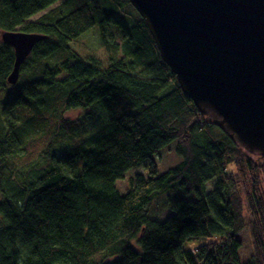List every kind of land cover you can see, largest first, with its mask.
I'll list each match as a JSON object with an SVG mask.
<instances>
[{
  "label": "trees",
  "instance_id": "1",
  "mask_svg": "<svg viewBox=\"0 0 264 264\" xmlns=\"http://www.w3.org/2000/svg\"><path fill=\"white\" fill-rule=\"evenodd\" d=\"M95 27L122 54L107 68L70 46ZM1 31L45 38L9 93L14 52L0 43V264H264V158L183 94L128 0H0ZM76 110L95 126L65 117ZM174 142L182 161L159 175L154 157ZM142 165L149 176L121 195L116 182Z\"/></svg>",
  "mask_w": 264,
  "mask_h": 264
},
{
  "label": "water",
  "instance_id": "2",
  "mask_svg": "<svg viewBox=\"0 0 264 264\" xmlns=\"http://www.w3.org/2000/svg\"><path fill=\"white\" fill-rule=\"evenodd\" d=\"M128 1L183 94L242 149L264 158V0ZM44 38L0 32L14 52L9 85Z\"/></svg>",
  "mask_w": 264,
  "mask_h": 264
},
{
  "label": "rangeland",
  "instance_id": "3",
  "mask_svg": "<svg viewBox=\"0 0 264 264\" xmlns=\"http://www.w3.org/2000/svg\"><path fill=\"white\" fill-rule=\"evenodd\" d=\"M117 17L121 18L123 20V22L128 25L131 26L134 24V18L135 17H128L127 19L121 17L119 14L116 15ZM39 16L33 17L31 19V21H35ZM111 34L115 35L116 37L113 39L115 40V43L119 46H121V38L118 36V31L114 29H111ZM72 50L76 51V53L78 52L79 55H81L82 57H95L97 58L102 66L104 68H107L110 64V56L113 55L114 58L116 59H120L122 57V54L120 52H118L117 54H111V52H109L101 43L99 35H98V28L95 27L93 29H91L90 31H88L87 33L83 34L81 37H79L78 39H76L73 43L70 44ZM44 68V65H40L39 66V70H42ZM41 71L38 73V71H36L33 74V77L35 74L40 75ZM22 83V79L18 82V85H21ZM14 86L8 87L7 88V92H12L13 91ZM1 98H0V103H1ZM86 116L87 118H85V121L87 122V130H89L90 128L94 127L96 124V121L94 120H90L89 119V115L87 111H81V110H76V111H69L66 113L65 117L68 119H81L82 117ZM66 143V142H65ZM176 148V143H172L171 145H169V147L163 149L159 155L154 157V161L157 165V171L158 174L161 175L163 173H165L168 169L176 166L177 164H179L182 159L176 154L175 151ZM244 152L246 154L251 155L250 153L246 152L244 150ZM254 155H258L259 154H254ZM144 165L140 166V167H136L133 170H130L124 177V179L119 180L116 182V188L119 191V193L121 195H125L129 189H130V178L131 176H134L136 174H141L148 177L149 176V171L147 169L144 170ZM263 177H262V182H261V186H262V194L264 195V172H263ZM214 185H215V181H211L209 184H207V191L210 192L214 189ZM243 196V195H242ZM162 199H159V202H161ZM162 210L164 211L161 214V217L159 216L158 221L162 222L164 221L168 216L172 215L174 213V210L168 205H162ZM243 214H244V220H245V226L243 227V229L237 234V238L239 239V241L242 244L241 250L239 251V256H240V260L242 262L246 261L250 255H252V239H251V232H250V222L252 220V216L249 214H247V212H245V208L243 210ZM133 243H135V241H133ZM201 243V240L199 241H191L188 242L185 245V248H190L191 246H197ZM139 249V247H137Z\"/></svg>",
  "mask_w": 264,
  "mask_h": 264
}]
</instances>
